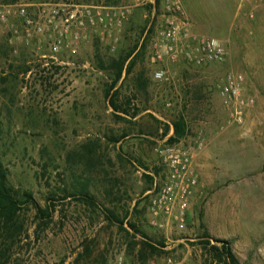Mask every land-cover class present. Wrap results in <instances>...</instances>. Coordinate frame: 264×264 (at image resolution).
<instances>
[{
    "label": "rangeland",
    "instance_id": "obj_1",
    "mask_svg": "<svg viewBox=\"0 0 264 264\" xmlns=\"http://www.w3.org/2000/svg\"><path fill=\"white\" fill-rule=\"evenodd\" d=\"M133 2L0 0V157L10 186L42 207L54 204L45 224L31 206L20 211L22 231L1 239L2 264H139L129 223L159 244L146 264H224L210 247L220 246L216 239L228 241L240 264H264V0H182L191 31L218 38L226 57L170 62L166 80L153 78L152 34L139 51L146 7H135L115 35L85 16L93 6ZM130 52L135 64L117 83L129 115L118 119L104 95L111 72L99 64ZM227 72L243 75L239 99H252L240 119L238 104L219 94ZM180 115L186 132L175 142L202 143L193 157L198 188L184 228L154 227L147 206L164 174L154 172L155 148L168 143ZM81 187L94 204L79 199Z\"/></svg>",
    "mask_w": 264,
    "mask_h": 264
},
{
    "label": "built area",
    "instance_id": "obj_2",
    "mask_svg": "<svg viewBox=\"0 0 264 264\" xmlns=\"http://www.w3.org/2000/svg\"><path fill=\"white\" fill-rule=\"evenodd\" d=\"M146 7L144 17L147 23L141 41L152 34L149 49L151 61L158 64L153 71L155 80H166V64L179 59L190 65L203 66L221 63L226 57V50L220 40L214 36L198 35L191 31L182 0H134L132 4L93 6L86 10L88 22L97 25L103 32L116 34L129 18L135 7ZM25 22L30 25L34 18L21 12ZM7 11L0 7V19L4 21ZM34 27L40 31L41 24ZM28 34V29L26 28ZM117 36H114L116 40ZM53 51L58 50V43L53 44ZM244 77L241 73L227 72L219 89V94L226 105L237 103L236 116L240 119L244 108L252 99H239L243 89ZM201 141L195 145L164 143L155 148L164 174L154 181L152 194L147 206L148 222L154 227H164L169 221L177 228H184L188 218L190 199L198 188V178L193 166L195 149L201 147ZM120 263V258H119Z\"/></svg>",
    "mask_w": 264,
    "mask_h": 264
},
{
    "label": "trees",
    "instance_id": "obj_3",
    "mask_svg": "<svg viewBox=\"0 0 264 264\" xmlns=\"http://www.w3.org/2000/svg\"><path fill=\"white\" fill-rule=\"evenodd\" d=\"M144 41V40H143ZM139 47V51L144 50L146 42H141ZM133 52V51H132ZM125 54V55H119L115 58H110V60L107 62V65H104V62H100L99 66L106 70L110 71L111 75L110 79L111 82L108 85V88L106 89L104 95L107 98L108 105L112 108L114 115L118 119H124V116H120V114L116 113H122L124 115H129V109L126 106L127 102L130 101L129 99L124 102H119V94H120V86L122 82L117 86V83L120 79H122L123 73H128L132 69V67L135 64V60H131L130 56L131 53ZM130 58V62L128 65H126L127 59ZM137 86L141 88H145L146 82H141L139 78H137ZM136 112H133V115ZM171 127L173 134L168 138V143L175 142L180 136H182L186 132V122L182 115L178 116L174 121L171 122ZM169 130V127L163 131V134H166V131ZM1 132V129H0ZM118 138H115L114 140L117 141ZM163 170L162 166H159V168H155V173L158 172V170ZM150 181L152 180L151 176H147ZM87 190L83 187L79 190V199L88 201L91 204H94L92 201L91 196L87 194ZM50 200V198H49ZM31 206L35 210V217L39 220H41L42 224H45L49 222V219H51V213L54 208V204L47 202L46 206L42 207L40 206L32 197V194L28 191H23L22 193H19L16 189H14L12 186L8 183V169L3 164L1 157H0V246H1V239H10L13 238L22 231L23 224L18 220L20 211L25 206ZM109 215H112V212H108ZM108 216L109 218H114L118 221L120 228L123 222L121 220H118L113 215L112 217ZM129 229L132 230L130 233L128 230H125L126 233L129 235V244L131 248H134L135 246H139L138 248V257L140 258L139 264H146V260L148 257L152 254H155L156 252L160 251L159 244L153 243L149 241L145 234L140 233L137 227L129 223L127 224ZM140 233L141 239L134 241L136 234ZM217 242L220 243V246H216L214 244L210 245L211 249H213L216 253H219L220 255L224 256V264H240L235 255L233 254L231 248L228 245V241L222 240V239H216ZM161 244V243H160ZM205 244H209V240H205ZM163 246V244H161ZM9 247V245H8ZM6 251L7 249L4 248L1 250L0 247V264L3 263L4 259L6 258Z\"/></svg>",
    "mask_w": 264,
    "mask_h": 264
}]
</instances>
